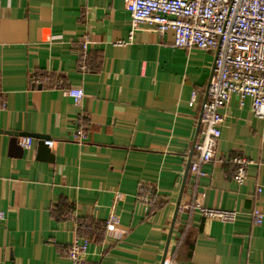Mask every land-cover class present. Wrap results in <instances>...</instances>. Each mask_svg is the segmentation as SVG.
<instances>
[{
  "label": "crops",
  "instance_id": "obj_1",
  "mask_svg": "<svg viewBox=\"0 0 264 264\" xmlns=\"http://www.w3.org/2000/svg\"><path fill=\"white\" fill-rule=\"evenodd\" d=\"M130 30L124 0H0V264H71L65 251L82 238L87 264H264V219L250 218L256 207L264 214L255 193L264 119L233 95L216 159L195 180L189 163L214 52L176 48L171 33L147 25L129 42ZM72 88L83 90L80 106L64 95ZM24 133L49 137L53 161L40 160L32 136L29 151L11 147ZM236 157L250 162L241 186ZM139 189L155 203L140 202ZM112 207L117 233L81 226L102 224ZM198 207L237 217L224 224Z\"/></svg>",
  "mask_w": 264,
  "mask_h": 264
},
{
  "label": "built area",
  "instance_id": "obj_2",
  "mask_svg": "<svg viewBox=\"0 0 264 264\" xmlns=\"http://www.w3.org/2000/svg\"><path fill=\"white\" fill-rule=\"evenodd\" d=\"M124 3L131 21L129 42L140 25H147L160 35L171 33L176 48L214 52L206 97L200 104L201 138L194 143L196 156L189 163L191 176L195 180L203 178L207 175L204 166L216 159L221 127L225 121L221 110L233 95L238 98L240 106L245 100H250L252 115L264 119V0H124ZM89 44L87 38L81 43L79 67L82 71L87 70ZM115 45L125 46L127 43L118 41ZM64 95L75 106H80L84 97L82 89L73 88L64 91ZM196 102L197 94L192 92L188 106L193 107ZM5 108L6 102L0 95V111ZM77 134L84 136L82 127L78 128ZM32 143L30 137L19 139L23 151H29ZM45 145L52 148L54 142L48 140ZM231 163L235 165L233 181L241 186L246 181V168L250 162L236 157ZM255 193L264 200V186H257ZM138 200L151 205L156 195L151 197L150 193L139 189ZM198 209L202 216L224 224L233 223L237 217L236 211ZM250 218L254 226H261L264 214L256 207ZM0 219H3V213H0ZM118 228L119 219L112 207L105 221V231L108 234L117 233ZM88 245L87 238L76 239L65 251V256L71 264H87L84 257ZM162 264L180 263L170 259Z\"/></svg>",
  "mask_w": 264,
  "mask_h": 264
},
{
  "label": "water",
  "instance_id": "obj_3",
  "mask_svg": "<svg viewBox=\"0 0 264 264\" xmlns=\"http://www.w3.org/2000/svg\"><path fill=\"white\" fill-rule=\"evenodd\" d=\"M3 131L0 130V133H2ZM9 134V133H7ZM22 136H25V137H30V138H36L39 140V143H38V157L40 158V160H43V161H50L52 162L53 161V155L51 154L49 148L47 145H45V141H48L50 140L49 137H45V136H40V135H31V134H28V133H24ZM32 136V137H31ZM10 144H11V147L14 148L17 147L20 152L23 153V150L21 147H19L17 145V138L16 136H14V138H11L10 139Z\"/></svg>",
  "mask_w": 264,
  "mask_h": 264
},
{
  "label": "trees",
  "instance_id": "obj_4",
  "mask_svg": "<svg viewBox=\"0 0 264 264\" xmlns=\"http://www.w3.org/2000/svg\"><path fill=\"white\" fill-rule=\"evenodd\" d=\"M93 223H87V222H81V226H84V227H89V228H92V231H91V234L94 232V229L95 230H98L100 229L102 226L105 225V221L102 223V224H97V225H92Z\"/></svg>",
  "mask_w": 264,
  "mask_h": 264
}]
</instances>
